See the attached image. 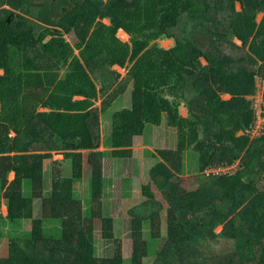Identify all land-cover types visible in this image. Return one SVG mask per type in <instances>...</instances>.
<instances>
[{
  "label": "trees",
  "instance_id": "trees-1",
  "mask_svg": "<svg viewBox=\"0 0 264 264\" xmlns=\"http://www.w3.org/2000/svg\"><path fill=\"white\" fill-rule=\"evenodd\" d=\"M262 13L264 0H0V197L7 201L0 218L32 221L30 238L10 239L0 264H124L116 222L102 206L104 159L132 157L134 138L162 125L175 131V146L158 151L144 202L128 212L130 264L150 256L155 264H264V134L240 135L256 119L264 81ZM163 40L173 47H161ZM115 65L129 67L120 82ZM129 90L131 108L112 115L100 151V115ZM85 152L92 176L84 212L74 182L83 178ZM55 153L64 159L54 162L45 196V164ZM188 153L197 156L195 175ZM236 164L233 175L206 174ZM152 185L167 203L165 237V207ZM45 221L60 222L58 237L47 234ZM98 224L114 242L112 257L96 254ZM146 226L152 240H162L152 253ZM3 238L0 223V248Z\"/></svg>",
  "mask_w": 264,
  "mask_h": 264
},
{
  "label": "rangeland",
  "instance_id": "rangeland-1",
  "mask_svg": "<svg viewBox=\"0 0 264 264\" xmlns=\"http://www.w3.org/2000/svg\"><path fill=\"white\" fill-rule=\"evenodd\" d=\"M238 8L241 9L240 4ZM259 22H264V13L260 14L258 17ZM104 23L109 24V20H104ZM118 37L124 42L130 40L129 35L126 38L122 35V31L118 33ZM66 40L71 44L74 43V36L72 34L65 36ZM160 46L163 48H170L174 45L173 40L161 41ZM206 65L207 62L203 60ZM126 69H122V74L126 73ZM0 74H3V70H0ZM259 92L254 97V106L259 110V112H264V82L259 80ZM100 100L103 101V96L100 95ZM225 99H229L225 96ZM128 100V103L123 101ZM117 99L107 113L103 114V126L101 129V145L98 150H106L105 141L109 137L112 128V115L122 109L131 108V93L127 92L123 98ZM97 101L95 107L99 110L101 108L100 102ZM180 114L185 117L188 115L187 108L182 104L180 107ZM100 118L102 116L100 115ZM263 122V121H261ZM145 131L144 136H139L133 140V155L130 158L119 159L106 157L104 159V171L106 179V187L104 190V196L102 198V206L104 214L106 216H111L114 218L117 226V236L120 238L122 244V253L125 259L124 264H130V258L132 254V239H131V219L128 216L129 210L144 202V197L142 196V186L150 183V170L160 162L161 158L158 155V151L161 149H172L175 146V131L167 128L165 125L161 127L149 126ZM264 125L260 123L257 127L251 130L253 137H260L262 135V129ZM244 133H240L242 135ZM15 136V134H12ZM190 153H188L189 155ZM190 161L187 162L188 170L190 169V174L195 175L197 173V156L191 153ZM64 156L62 154H54L53 159L47 161L45 164V196H48L51 192L52 186V167L55 161H62ZM88 154H84V165H83V178L81 180L74 182V194L75 198L80 200L83 205L84 212L87 211L91 204V168L87 164ZM65 178L71 177V165L69 161H65L64 164ZM207 174V172H206ZM14 175L11 173L8 177L9 181H12ZM24 194L26 197L31 195L30 182H24ZM152 189L155 192L156 198L163 202L165 210L162 216V235L166 236V208L167 203L163 199L161 192H158L156 187L152 185ZM1 196V195H0ZM34 217L40 218L41 209L40 202L34 201ZM0 213L6 215L7 201L0 197ZM0 223L4 227V238L1 243V254L2 256L7 255V246L10 239H18L20 242L24 243L30 238L31 235V220H23L18 222H10L8 220H2L0 218ZM47 234L51 237H58L60 234V222L57 221H45L44 224ZM223 231V227L219 226L216 228L215 232L220 233ZM144 238L149 243V252H153V248L159 247L162 240H152L150 238L148 226L144 229ZM96 254L99 258H109L114 254V242L112 240H106L102 236L101 225L98 224L95 227L94 232ZM153 243V244H152ZM153 246V247H152ZM144 264H155L154 256L147 257L144 260Z\"/></svg>",
  "mask_w": 264,
  "mask_h": 264
},
{
  "label": "built area",
  "instance_id": "built-area-1",
  "mask_svg": "<svg viewBox=\"0 0 264 264\" xmlns=\"http://www.w3.org/2000/svg\"><path fill=\"white\" fill-rule=\"evenodd\" d=\"M255 108V106H254ZM256 119L254 121V123L246 130V131H243L241 133H249L252 137L253 135L251 134V130L254 128V127H257L260 123H262L264 125V112H259L258 108L256 109ZM263 121V122H261ZM262 133L264 134V127L262 129ZM262 134V135H263ZM243 135V134H242ZM260 135V136H262ZM256 138V137H254ZM239 168V164H236V165H224V166H218V167H214L212 169H209L207 172V174H210V173H214V174H217V175H223V174H230V175H233L237 169Z\"/></svg>",
  "mask_w": 264,
  "mask_h": 264
},
{
  "label": "crops",
  "instance_id": "crops-1",
  "mask_svg": "<svg viewBox=\"0 0 264 264\" xmlns=\"http://www.w3.org/2000/svg\"><path fill=\"white\" fill-rule=\"evenodd\" d=\"M240 6H241V5H240ZM238 9H239V8H238ZM239 10H241V9H239ZM121 31L124 32L123 30H119L118 33L121 32ZM118 33H117V37H118ZM124 33H125V32H124ZM126 34H127V33H126ZM127 35H128V34H127ZM118 38H119V37H118ZM119 39H120V38H119ZM120 40H121V39H120ZM121 41H123V40H121ZM163 41H164V40H163ZM166 41H169V40H166ZM123 42H124V41H123ZM128 42H129V41H128ZM160 42H161V41H160ZM172 47H173V46H172ZM170 48H171V47H170ZM165 49H169V48H165ZM77 53H78V51H76V54H77ZM128 68H129V67H127V68H121L120 66L115 65V66H113L111 69H112L113 71H116L117 73L120 74V78H119V80H118V81L120 82V81L126 76V74H127V72H128ZM122 69H126V70H127L125 74H122V72H121ZM63 70H65V69H63ZM64 73H65V71H61V74H62V75H63ZM261 81H262V80H261ZM262 82H264V81H262ZM258 85H259V82H258ZM115 86H116V85H115ZM115 86H114V87H115ZM98 89H100V86H98ZM113 89H114V88H112V90H113ZM130 89H131V87H130ZM112 90H111V91H112ZM127 92H130V90L127 91ZM127 92H126V93H127ZM126 93H125V94H126ZM125 94L116 97V98L114 99L113 103H114L117 99H121V100H122V98H123V96H124ZM227 96L229 97V99L231 98V96H229V95H227ZM100 98H101V96H99V98H98L99 101H101ZM103 98L105 99V97H103ZM104 99H103V100H104ZM98 100H97V101H98ZM97 101L95 102V105H96ZM122 101H123V100H122ZM123 102L126 104V103H128V100H125V101H123ZM113 103H112V104H113ZM101 104H102V101L100 102V105H101ZM131 104H132V103H131ZM111 106H112V105H111ZM109 109H110V108H109ZM125 109H129V108H125ZM39 111H42V109H39ZM105 113H107V111H106ZM105 113H103V114H105ZM103 114H101V116H102V118H101V129H102V126H103ZM185 117H186V116H185ZM148 128H150V127L148 126ZM148 128H147V129H148ZM136 138H137V137H135L134 140H135ZM104 144H105V143H104ZM12 174H13V173H12ZM13 175H14V174H13ZM6 215H7V207H6ZM6 215H4V216H6Z\"/></svg>",
  "mask_w": 264,
  "mask_h": 264
},
{
  "label": "clouds",
  "instance_id": "clouds-1",
  "mask_svg": "<svg viewBox=\"0 0 264 264\" xmlns=\"http://www.w3.org/2000/svg\"><path fill=\"white\" fill-rule=\"evenodd\" d=\"M6 201V200H5Z\"/></svg>",
  "mask_w": 264,
  "mask_h": 264
}]
</instances>
